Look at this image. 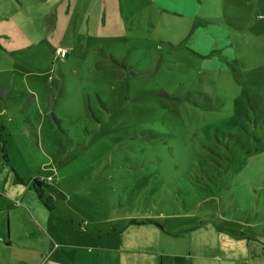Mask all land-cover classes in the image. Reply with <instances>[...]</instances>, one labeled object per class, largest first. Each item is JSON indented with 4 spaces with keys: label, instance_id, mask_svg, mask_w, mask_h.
<instances>
[{
    "label": "rangeland",
    "instance_id": "1",
    "mask_svg": "<svg viewBox=\"0 0 264 264\" xmlns=\"http://www.w3.org/2000/svg\"><path fill=\"white\" fill-rule=\"evenodd\" d=\"M243 177L264 178V0H0L11 222L26 224L36 178L50 223L76 222L67 241L98 233L102 264H159L169 210L207 224L212 264H246L264 231L235 209Z\"/></svg>",
    "mask_w": 264,
    "mask_h": 264
},
{
    "label": "crops",
    "instance_id": "2",
    "mask_svg": "<svg viewBox=\"0 0 264 264\" xmlns=\"http://www.w3.org/2000/svg\"><path fill=\"white\" fill-rule=\"evenodd\" d=\"M257 163H259V159L252 164L256 165ZM262 181L257 184L251 178L243 177L236 186V199L234 196L233 199L236 211L243 212L247 219L256 220L255 226L252 225L251 227L255 229V227L260 226L261 230L264 231V178ZM29 198L37 204L31 209L26 208L25 212L28 215V219H25L26 224L11 222V212L18 209V206L7 202V200L0 204V213H5L6 218H9V223L7 219L6 225L0 224V264H94V262L95 264H102L100 249L98 245L95 247V243L100 237L98 233L84 230L82 233L74 234V242L67 241L64 232L65 234L70 230L73 232V226L76 222L71 220V224L62 222L59 225H52L49 221L50 215H47L48 212L41 208L42 201L35 191H32ZM159 212L163 215L161 219L166 220V222L160 221L159 218V264H212L218 260L219 255L217 253L222 249L221 246L214 245L215 254H212L213 250L211 252L206 251V248L211 247L209 240H197L195 238L197 229L204 231L207 228V224L200 221L201 217L196 219L199 220V223L196 221L182 223L180 218L186 213L178 215L173 210H169L168 213ZM207 219L208 217L202 218V220ZM258 219L261 221H257ZM199 224L200 226L197 227ZM255 236L257 237L253 239L250 256L245 259L246 264H264V234ZM111 242H113L112 246L119 248V241L115 237L111 238ZM127 243L124 247L129 250L131 244ZM90 244L96 252L86 249V246ZM112 246L111 249L114 251ZM78 247L82 248L81 253H85L83 257L78 255L80 253ZM225 252H223V257L219 259L220 264H229L232 261ZM89 253L94 254L95 258L88 255ZM123 257L125 260L123 261L119 256L118 261H115L116 264H128V260L133 257L134 260L138 259L137 256L128 257L125 255Z\"/></svg>",
    "mask_w": 264,
    "mask_h": 264
},
{
    "label": "trees",
    "instance_id": "3",
    "mask_svg": "<svg viewBox=\"0 0 264 264\" xmlns=\"http://www.w3.org/2000/svg\"><path fill=\"white\" fill-rule=\"evenodd\" d=\"M2 146H3V149H4V146H5V144L4 143H2ZM4 151V150H3ZM39 184L40 182H38L37 180H36V178H35V180H33V184H34V188H35V193L38 195V198L43 202V198H42V195H41V193L39 192V190H37L36 189V185L35 184H37V183Z\"/></svg>",
    "mask_w": 264,
    "mask_h": 264
},
{
    "label": "built area",
    "instance_id": "4",
    "mask_svg": "<svg viewBox=\"0 0 264 264\" xmlns=\"http://www.w3.org/2000/svg\"><path fill=\"white\" fill-rule=\"evenodd\" d=\"M57 54L60 56V57H65V55H66V52H65V50L64 49H59L58 51H57Z\"/></svg>",
    "mask_w": 264,
    "mask_h": 264
}]
</instances>
